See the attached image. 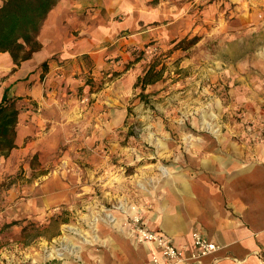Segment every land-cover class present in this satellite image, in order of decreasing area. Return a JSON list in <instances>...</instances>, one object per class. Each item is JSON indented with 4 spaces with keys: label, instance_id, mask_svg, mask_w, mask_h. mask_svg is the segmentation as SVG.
Masks as SVG:
<instances>
[{
    "label": "crops",
    "instance_id": "1",
    "mask_svg": "<svg viewBox=\"0 0 264 264\" xmlns=\"http://www.w3.org/2000/svg\"><path fill=\"white\" fill-rule=\"evenodd\" d=\"M192 2L60 0L31 59L17 67L9 53H0V102L7 92L27 105L17 148L0 161V178L36 154L42 169H52L38 178L25 210L42 223L60 220L55 233L43 236L69 241L68 230H77L69 225L74 211L100 190L104 202H119L127 215H140L149 230L186 248L189 260L183 264H264V139L256 141V133L241 141L232 133L203 134L199 146L170 148L164 158L157 154L145 162L150 168L124 173L125 166L144 159L119 140L126 99L150 66L145 67L148 54L139 51L196 33ZM117 174L122 182L114 180ZM122 219L112 226L93 222L96 234L85 245L97 246H79L73 254L89 253V264H152L155 255L161 258L154 244L133 239ZM195 231L219 250L190 259Z\"/></svg>",
    "mask_w": 264,
    "mask_h": 264
},
{
    "label": "rangeland",
    "instance_id": "2",
    "mask_svg": "<svg viewBox=\"0 0 264 264\" xmlns=\"http://www.w3.org/2000/svg\"><path fill=\"white\" fill-rule=\"evenodd\" d=\"M193 1L190 15L196 33L192 30L168 45L152 42L139 51L148 54L145 67L158 58L163 76L145 96L139 87L126 99L128 116L120 129V145L135 150V158H144L136 166H125L126 176L137 167L150 168L145 162H154L157 154V159L164 158L170 148L199 146L203 134L232 133L241 141L256 133V141L264 139V0ZM41 165L37 154L32 155L16 173L0 178V264H89V253L77 257L73 252L93 241L94 223L112 226L110 217L123 216L122 226L127 227L125 220L133 215L119 202H104L97 190L69 220L77 228L67 232L73 243L48 239L43 235L55 233L60 220L42 223L25 211L38 178L52 170ZM122 178L117 174L114 180Z\"/></svg>",
    "mask_w": 264,
    "mask_h": 264
},
{
    "label": "trees",
    "instance_id": "3",
    "mask_svg": "<svg viewBox=\"0 0 264 264\" xmlns=\"http://www.w3.org/2000/svg\"><path fill=\"white\" fill-rule=\"evenodd\" d=\"M59 2L60 0H4L0 7V53H9L17 67L31 59L42 48L38 40L39 33L49 13ZM47 65H42L44 70ZM158 66L157 58L135 86L144 91L148 85L160 81L163 68L159 69ZM21 100L22 98L9 97L6 92L0 102V161L17 148L19 118L25 110L24 105H19Z\"/></svg>",
    "mask_w": 264,
    "mask_h": 264
},
{
    "label": "built area",
    "instance_id": "4",
    "mask_svg": "<svg viewBox=\"0 0 264 264\" xmlns=\"http://www.w3.org/2000/svg\"><path fill=\"white\" fill-rule=\"evenodd\" d=\"M125 225L130 228L132 236L140 243L149 242L155 245L160 256L152 258V264H183L189 260L186 257V248H177L172 241L158 233L149 230L141 216L133 215L125 220ZM219 247L207 240L199 231L192 234V253L190 259L198 261L200 258L214 254Z\"/></svg>",
    "mask_w": 264,
    "mask_h": 264
},
{
    "label": "bare ground",
    "instance_id": "5",
    "mask_svg": "<svg viewBox=\"0 0 264 264\" xmlns=\"http://www.w3.org/2000/svg\"><path fill=\"white\" fill-rule=\"evenodd\" d=\"M127 209V208H126ZM111 215V214H110ZM113 215V214H112ZM111 222H116L118 219L116 217H110ZM117 223V222H116ZM58 255H61L60 253H58ZM53 256V252L50 253L49 257Z\"/></svg>",
    "mask_w": 264,
    "mask_h": 264
}]
</instances>
